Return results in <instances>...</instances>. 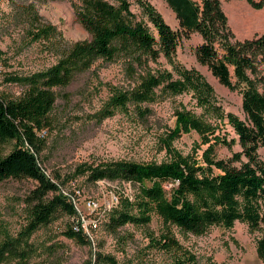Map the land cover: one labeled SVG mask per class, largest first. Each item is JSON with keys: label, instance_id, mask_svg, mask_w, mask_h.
I'll return each mask as SVG.
<instances>
[{"label": "trees", "instance_id": "trees-1", "mask_svg": "<svg viewBox=\"0 0 264 264\" xmlns=\"http://www.w3.org/2000/svg\"><path fill=\"white\" fill-rule=\"evenodd\" d=\"M166 1L175 12L180 29H174L160 13L143 4L157 30L155 35L132 11L129 0H78L75 13L90 38L75 42L66 41L53 25H43L36 10L30 12L34 37L53 43L58 60L47 69L7 77L22 84L24 90L17 97L0 95V183L22 177L37 181L29 196L32 221L28 234L51 222L62 211L75 217L65 234L80 244H88L91 236L73 225L78 216L76 206L47 174L39 158L46 133L55 124L56 88L69 86L78 74L98 61L121 60L131 84L114 90L108 106L100 111L99 120L117 111H133L146 117L149 109L143 105L157 100L162 85L173 93L192 89L201 102H209L212 91L194 71L180 69L181 79L172 80L169 72L151 66L161 55L172 62L181 40L198 32L203 38L196 48L198 60L208 65L222 84L242 94L245 119L226 114L238 135L241 150L229 158H217L210 146L199 157L185 155L169 145L171 156L166 161L84 162L76 167L75 174L86 175L91 182L107 180L136 186L133 197L120 193L118 202L107 211L108 227L116 231L127 224L147 226L158 215L165 231L160 238L152 237V245L169 254V259L161 264H199L196 256L175 237L173 229L202 234L213 225L231 228L237 220L247 222L252 230H262L257 252L264 262V159L260 154V148L264 147V67H261L264 34L234 39L221 0ZM249 1L255 6L263 5ZM179 122L185 130L210 129L204 119L190 111L180 113ZM12 140L16 144L5 154L4 145ZM216 140L228 147L237 142L236 138L216 137ZM19 242V239L9 240V236L0 240V263L9 262L10 257L25 259ZM85 264L119 263L112 255L99 252L95 263L91 259Z\"/></svg>", "mask_w": 264, "mask_h": 264}, {"label": "rangeland", "instance_id": "rangeland-1", "mask_svg": "<svg viewBox=\"0 0 264 264\" xmlns=\"http://www.w3.org/2000/svg\"><path fill=\"white\" fill-rule=\"evenodd\" d=\"M255 1L263 5L255 6L249 0H221L234 39L245 40L264 34V0ZM77 2L0 0L1 96L17 97L24 90L22 84L7 80L9 74L29 75L47 69L58 60L53 43L34 37L29 20L32 10L40 14L43 25L56 27L68 42L90 38L76 16ZM129 2L138 19L155 35L157 30L143 4L160 13L174 29H180L179 20L166 0ZM202 42L201 34L195 32L190 38L181 40L172 62L161 55L151 66L169 72L172 80L181 79L180 69L197 73L212 91L206 103L201 102L192 89L173 93L162 85L157 100L143 105L149 109L146 117L133 111H117L99 120L98 115L108 106L114 90L131 84L132 79L127 77L121 60L98 61L91 69L78 74L69 86L56 88L55 124L46 133L40 162L47 174L59 183L60 190L70 195L79 216L88 221L97 219L98 229L93 239L90 235L88 244H80L65 234L74 218L61 211L51 222L28 234L27 228L32 221L29 196L38 183L27 177L6 179L0 183V240L7 236L9 240L19 239V249L24 251L25 259L10 257L9 262L0 264H85L91 259L95 263L99 252L112 255L119 264H161L169 259L168 253L152 245V237L160 238L165 231L158 215L155 214L147 226L127 224L116 231L108 227L107 211L114 205L112 201L118 202L122 192L133 197L135 185L107 180L91 182L86 175H76L75 169L84 162L166 161L171 156L169 145L185 155L199 157L210 146L217 158H229L233 152L241 150L238 135L226 114L233 113L245 119L242 94L222 84L208 65L198 60L196 48ZM186 111L204 119L210 129L185 130L179 115ZM216 137L236 138L237 142L228 147ZM15 144V140L6 143L5 154ZM260 154L264 159V147L260 148ZM169 185L165 184L166 188ZM88 200H94L96 205L90 207ZM173 232L182 246L196 256L199 264H264L257 252L262 230H252L245 221L237 220L231 228L213 225L202 234L185 233L177 228Z\"/></svg>", "mask_w": 264, "mask_h": 264}, {"label": "built area", "instance_id": "built-area-1", "mask_svg": "<svg viewBox=\"0 0 264 264\" xmlns=\"http://www.w3.org/2000/svg\"><path fill=\"white\" fill-rule=\"evenodd\" d=\"M45 133V131H44ZM65 194L70 197V195L65 192ZM71 199V197H70ZM73 202V200H72ZM114 202V201H112ZM74 203V202H73ZM116 202H114L113 204H115ZM87 204L92 207L93 205H96V202L94 200H88L87 201ZM75 205V204H74ZM77 208V207H76ZM78 210V209H77ZM74 220H75V217H73ZM73 225H77L79 228H87L88 232H89V235L92 236V239H93V234H94V231H96L98 228H97V219H93V220H90L88 221L85 217H80L79 216V212H78V216H77V221L73 222Z\"/></svg>", "mask_w": 264, "mask_h": 264}, {"label": "bare ground", "instance_id": "bare-ground-1", "mask_svg": "<svg viewBox=\"0 0 264 264\" xmlns=\"http://www.w3.org/2000/svg\"><path fill=\"white\" fill-rule=\"evenodd\" d=\"M258 25H260V24H258ZM115 202V201H114ZM98 221H97V227H98ZM88 234H89V232H88V230H87V228H83Z\"/></svg>", "mask_w": 264, "mask_h": 264}]
</instances>
